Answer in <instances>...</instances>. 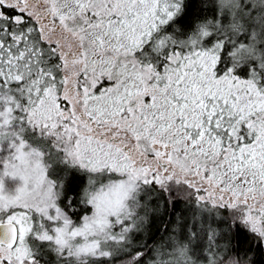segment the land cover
Here are the masks:
<instances>
[{
	"label": "snow or ice",
	"instance_id": "snow-or-ice-1",
	"mask_svg": "<svg viewBox=\"0 0 264 264\" xmlns=\"http://www.w3.org/2000/svg\"><path fill=\"white\" fill-rule=\"evenodd\" d=\"M0 264H264V0H0Z\"/></svg>",
	"mask_w": 264,
	"mask_h": 264
}]
</instances>
